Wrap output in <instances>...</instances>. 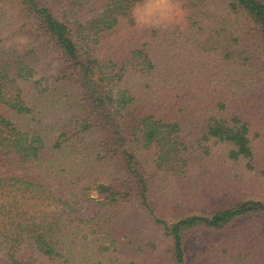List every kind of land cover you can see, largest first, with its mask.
Instances as JSON below:
<instances>
[{
  "label": "trees",
  "instance_id": "trees-1",
  "mask_svg": "<svg viewBox=\"0 0 264 264\" xmlns=\"http://www.w3.org/2000/svg\"><path fill=\"white\" fill-rule=\"evenodd\" d=\"M143 2L0 0L7 264L72 261L68 216L29 203L47 187L70 210L69 197L90 188L110 204L145 208L169 236L157 264H264V200L247 194L264 174V0H184L185 28L139 29L133 10ZM190 171L208 211L182 210L168 223L158 177L168 186ZM127 221L120 210L111 233L125 229L135 264H156L158 245Z\"/></svg>",
  "mask_w": 264,
  "mask_h": 264
},
{
  "label": "rangeland",
  "instance_id": "rangeland-1",
  "mask_svg": "<svg viewBox=\"0 0 264 264\" xmlns=\"http://www.w3.org/2000/svg\"><path fill=\"white\" fill-rule=\"evenodd\" d=\"M183 1L173 0V3L178 4L183 13L179 23L169 22L167 19L168 11L162 6L151 13L150 19L152 23L145 24L139 19L142 16H146L145 5L148 0H145L133 10L137 27L141 29L149 26L167 27L177 24L181 28H185L188 9L183 5ZM16 42L18 43L19 41ZM39 77L40 73L34 75L33 78L38 79ZM185 136L189 144L196 145L197 136L187 134ZM260 145L261 152H264V141H261ZM23 173L32 175L36 173V170L25 169ZM158 179L155 194L158 205L165 212V219L168 223L175 221L177 218L176 213L182 210H192L193 212L208 211V203L205 200L200 201L199 196L197 197L194 193L196 192L194 186L196 171H190L183 182L172 183L168 186L161 180V176ZM250 182V187L247 191L248 196L264 200V174L253 176ZM47 188L44 192L35 194L29 203L33 204L32 208L35 207L42 214L57 215L58 212H63V217L68 216L69 226L75 229L71 236L73 259L70 264H135L139 261V257L130 255V251L126 249L128 237L125 234V229L122 228V230L116 231L118 232L116 235L111 233L115 231L111 229L110 221L113 222L115 220L120 210L123 217L126 215L129 217V221L126 222L127 229L130 230V227H132L131 232L140 234L148 239L152 238L153 242L158 245V250L152 254L150 260L155 261L156 264L161 260L160 253L163 248H166L169 236L163 233L165 232L164 229L156 223L155 219L145 208L138 206L136 203L128 205L124 201H122L123 205L121 206L117 203L110 204L98 198L96 191L90 188L85 192V198L83 199H78L76 196L69 197L72 202L69 204L71 206L70 210L67 205H63L61 201L63 197L59 199V192L54 190V188ZM190 191L193 195L187 196ZM114 206H117V210H114ZM123 219L121 217L119 220L123 221ZM196 232L191 234L192 247H195L198 240L202 237V234L199 233L200 231ZM36 257L33 260L34 264H55L45 258L36 259ZM0 264H7L1 251ZM162 264H165V262Z\"/></svg>",
  "mask_w": 264,
  "mask_h": 264
},
{
  "label": "clouds",
  "instance_id": "clouds-1",
  "mask_svg": "<svg viewBox=\"0 0 264 264\" xmlns=\"http://www.w3.org/2000/svg\"><path fill=\"white\" fill-rule=\"evenodd\" d=\"M162 6L168 11L167 19L169 22H180L183 13L179 5L173 3V0H148V3L145 5L146 16L140 17V21L145 24L152 23L150 19L151 13Z\"/></svg>",
  "mask_w": 264,
  "mask_h": 264
}]
</instances>
